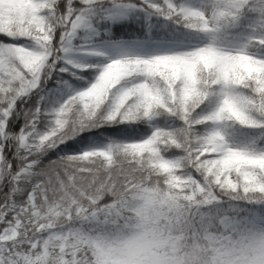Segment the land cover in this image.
Masks as SVG:
<instances>
[{
  "label": "snow or ice",
  "instance_id": "obj_1",
  "mask_svg": "<svg viewBox=\"0 0 264 264\" xmlns=\"http://www.w3.org/2000/svg\"><path fill=\"white\" fill-rule=\"evenodd\" d=\"M257 231L264 0H0V264Z\"/></svg>",
  "mask_w": 264,
  "mask_h": 264
},
{
  "label": "clouds",
  "instance_id": "obj_2",
  "mask_svg": "<svg viewBox=\"0 0 264 264\" xmlns=\"http://www.w3.org/2000/svg\"><path fill=\"white\" fill-rule=\"evenodd\" d=\"M124 244L138 253L145 252L144 258L163 259L179 254L188 257L193 249L191 245L174 251L169 244V237L157 236L150 248L142 247L143 239L140 235L129 234L124 238ZM196 249V264H264V231H257L240 240L227 237L209 236L198 241Z\"/></svg>",
  "mask_w": 264,
  "mask_h": 264
}]
</instances>
